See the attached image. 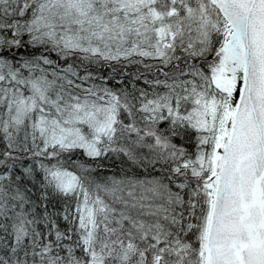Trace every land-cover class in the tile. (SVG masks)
Listing matches in <instances>:
<instances>
[{"label": "snow or ice", "instance_id": "obj_1", "mask_svg": "<svg viewBox=\"0 0 264 264\" xmlns=\"http://www.w3.org/2000/svg\"><path fill=\"white\" fill-rule=\"evenodd\" d=\"M0 264H264V0H0Z\"/></svg>", "mask_w": 264, "mask_h": 264}]
</instances>
